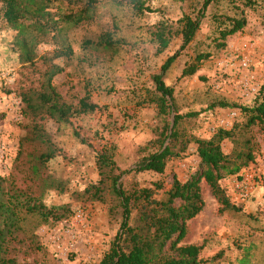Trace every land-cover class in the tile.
I'll use <instances>...</instances> for the list:
<instances>
[{"label":"rangeland","instance_id":"374dc122","mask_svg":"<svg viewBox=\"0 0 264 264\" xmlns=\"http://www.w3.org/2000/svg\"><path fill=\"white\" fill-rule=\"evenodd\" d=\"M148 5L153 11L135 15L128 6L101 0L91 21L64 30L61 40L70 44L73 53L53 60L63 70L52 82L73 108L83 97L98 105L93 111L74 113L69 123L22 113L25 104L19 87L27 69L19 63L13 47L15 31L0 15L1 185L8 189L12 183L49 207L67 205L71 210L59 221L30 219L24 223L26 235L30 232L33 240L29 242L21 234L24 241L14 242L11 253L22 264H97L116 233L119 215L109 212L112 197L90 201L84 190L100 177L97 153L110 151L119 167H129L161 128L163 121L156 107L139 102L153 86L152 74L159 71L180 41L174 39L166 50L155 54L149 28L161 20L174 22L188 10L175 0H149ZM244 11L245 27L228 36L224 47H216L211 41L212 25L204 19L195 40L163 77L174 89L178 113H194L179 124L186 134L209 138L218 128L229 129L244 120L238 106L220 107L219 101L251 105L258 99L264 82V14L259 6ZM106 29L125 42L119 49L84 47L85 40L96 41ZM54 46L40 43L36 52L38 56L51 53ZM201 50L210 56L193 75L181 76L186 62ZM38 64L40 70L45 69L44 64ZM34 123L63 151L44 164L36 160L45 144L35 139ZM253 135L259 145L253 161L221 180L234 208L221 210L208 185L200 182L204 206L188 221L182 241L204 244L200 264H264V134L254 131ZM222 147L229 153L233 144L224 140ZM195 150L196 144L190 143L181 157L167 162L162 173L141 171L126 178L125 183L152 187L153 182H160L162 188L156 192L159 198L174 177L184 181L198 168ZM242 180L249 189L244 198L235 188L236 181Z\"/></svg>","mask_w":264,"mask_h":264},{"label":"trees","instance_id":"16d2710c","mask_svg":"<svg viewBox=\"0 0 264 264\" xmlns=\"http://www.w3.org/2000/svg\"><path fill=\"white\" fill-rule=\"evenodd\" d=\"M116 5L128 6L135 15L153 11L149 0H112ZM188 10L174 22L161 20L149 28L151 42L155 44V54L166 50L174 39H179L178 48L161 64L157 73L152 74L153 86L139 102L152 104L163 124L155 138L143 148L144 153L131 166H118L110 151L96 154L99 179L88 185L84 194L90 201H105L112 197L109 212L119 215L118 227L108 249L97 264H200L204 244L182 243L187 235L188 221L203 208L200 182L204 180L211 194L221 205V210L234 208L221 180L234 175L253 161L258 150L254 131L264 134V82L258 99L251 105H236L226 101L217 103L220 107L240 108L244 120L229 129L218 128L209 138H199L186 134L179 124L184 117L194 115L179 114L174 102V89L167 85L164 75L180 53L195 40L204 19L212 25L211 41L216 47H224L225 39L246 25L245 8H263L258 0H175ZM101 0H0V15L5 23L15 31L13 47L18 61L27 69L24 83L19 87V96L25 108L22 113L32 118L48 116L58 122L69 123L76 112L93 111L96 103L83 97L77 107H72L53 84V77L63 68L53 60L70 57L72 47L61 37L69 27H77L93 19ZM212 9V10H210ZM54 44L51 53L38 56L36 49L40 43ZM84 47H101L117 50L123 43L106 29L96 41L85 40ZM210 56L207 51H198L191 61L186 62L181 76L193 75L201 63ZM45 65L40 70L39 64ZM38 74V75H37ZM24 107V105H23ZM256 127V130L254 128ZM35 139L45 144V150L36 156L44 164L63 151L57 148L44 134L41 127L32 125ZM224 140H230L233 147L229 153L222 147ZM190 143L196 144L199 157L198 168L181 181L177 177L161 197L156 192L162 188L160 182L152 187L139 186L136 182L125 183L126 178L141 171L162 173L167 162L186 151ZM0 178V264H22L11 253L14 242L24 241L25 235L32 242L33 235L25 222L36 219L40 223L59 221L71 213L69 206L49 207L39 197L18 188L12 183L4 188ZM264 199V177H262ZM38 222V223H39Z\"/></svg>","mask_w":264,"mask_h":264},{"label":"built area","instance_id":"2783aa9c","mask_svg":"<svg viewBox=\"0 0 264 264\" xmlns=\"http://www.w3.org/2000/svg\"><path fill=\"white\" fill-rule=\"evenodd\" d=\"M235 188L237 192H239V196H241L242 198L246 197L249 194L248 186L245 184L244 180L236 181Z\"/></svg>","mask_w":264,"mask_h":264}]
</instances>
